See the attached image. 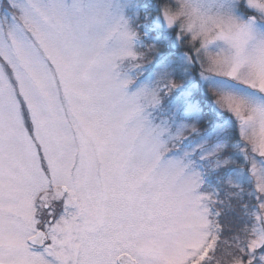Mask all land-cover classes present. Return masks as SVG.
<instances>
[{
    "label": "snow or ice",
    "instance_id": "6c2138e0",
    "mask_svg": "<svg viewBox=\"0 0 264 264\" xmlns=\"http://www.w3.org/2000/svg\"><path fill=\"white\" fill-rule=\"evenodd\" d=\"M0 264H264V0H0Z\"/></svg>",
    "mask_w": 264,
    "mask_h": 264
},
{
    "label": "trees",
    "instance_id": "16d2710c",
    "mask_svg": "<svg viewBox=\"0 0 264 264\" xmlns=\"http://www.w3.org/2000/svg\"><path fill=\"white\" fill-rule=\"evenodd\" d=\"M205 127H207V124L201 126V131H203V129H204Z\"/></svg>",
    "mask_w": 264,
    "mask_h": 264
}]
</instances>
